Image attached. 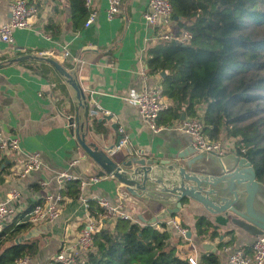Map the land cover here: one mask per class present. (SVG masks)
Returning a JSON list of instances; mask_svg holds the SVG:
<instances>
[{
  "label": "crops",
  "instance_id": "1",
  "mask_svg": "<svg viewBox=\"0 0 264 264\" xmlns=\"http://www.w3.org/2000/svg\"><path fill=\"white\" fill-rule=\"evenodd\" d=\"M28 1L37 9L29 20L30 26L14 30L12 44L0 41V125L4 136L19 140L16 151L0 148V169H4L0 170V202L16 189L20 193V212L25 213L46 194L60 192L65 183L62 174L78 180L98 176L100 167L81 148L76 135L70 133V117L84 125L82 132L87 144L101 148L115 143L122 135L126 142L117 150L119 158L141 150L147 158L170 160L173 154L194 149L185 133L172 129L152 131L137 106L128 100L131 92L153 88L161 81L160 75L149 74L146 68L147 50L155 44L150 40L155 31L143 17L149 0H120L119 13L112 19L107 17L109 0H91L87 9L95 13V19L80 29L73 27L70 0ZM10 2L0 0V25L10 17ZM174 28L181 27L176 22ZM23 56L27 58L18 60ZM44 58L55 60L73 75L84 94L81 105L68 81ZM75 58L81 62L74 61ZM164 101L170 104L166 98ZM88 107L98 111L96 127L105 132L96 130L91 117H84ZM203 111L204 106L199 105L197 117L202 118ZM109 115L110 120L105 118ZM113 123L117 124L116 130L111 127ZM219 140L228 148L225 156L234 153L231 139ZM26 153H38L41 166L23 174ZM204 166L213 172L220 170L216 161L211 160L194 167ZM98 177L97 182L84 190L87 201L122 200L133 221L143 224L139 215L149 220L161 212L162 206L156 199L125 200L119 193L120 183L107 175ZM201 215L219 232L215 240L197 236L195 221ZM91 218L87 205L78 198L62 197L58 218L50 224L31 226L24 235L26 240L38 243L31 264H50L62 247L75 242L81 226ZM168 219L191 232L189 239L184 237L177 244V253L193 256L196 262L202 253L213 252L218 255L219 264L225 263L228 253L223 250L225 246L219 248L218 244L230 239L231 236L224 235L226 231L234 232L232 243L227 245L233 248L251 246L257 236L232 223L231 213L210 214L188 198L182 201L179 212ZM168 219L158 220L154 225ZM168 228L171 242H175L180 235L172 226ZM203 243L213 245L214 250H205L201 247Z\"/></svg>",
  "mask_w": 264,
  "mask_h": 264
},
{
  "label": "trees",
  "instance_id": "2",
  "mask_svg": "<svg viewBox=\"0 0 264 264\" xmlns=\"http://www.w3.org/2000/svg\"><path fill=\"white\" fill-rule=\"evenodd\" d=\"M170 2L173 18L192 37L185 44L162 41L147 50V72L165 74L160 85L170 103L161 111L159 122L168 126L182 114L196 117L198 106L203 105L202 120L208 137L231 139L234 153L250 162L257 181L264 184V0ZM70 6L73 27L80 29L90 13L85 0H70ZM89 109L87 118H92L97 131L105 132L96 127ZM60 193L62 197L78 198L79 180H67ZM87 208L97 224L92 247L79 253L73 263L51 260L50 264H191L188 255L177 253V244L184 237L171 242L164 221L157 226L105 218L103 209L91 200ZM19 217L14 216L0 232V264H15L24 255L32 259L38 251L34 239L17 241L31 227L17 223ZM195 229L200 238L215 240L219 236L216 227L202 215L196 217ZM233 234L226 231L224 235L231 237L218 247L231 244ZM251 246L241 248L250 254ZM197 264H219V257L204 252Z\"/></svg>",
  "mask_w": 264,
  "mask_h": 264
},
{
  "label": "water",
  "instance_id": "3",
  "mask_svg": "<svg viewBox=\"0 0 264 264\" xmlns=\"http://www.w3.org/2000/svg\"><path fill=\"white\" fill-rule=\"evenodd\" d=\"M26 58L23 56L18 60ZM44 60L68 81L81 105L84 94L73 75L55 60ZM160 76L163 78L165 74L161 73ZM87 116L88 109H85L84 117L87 119ZM105 118L110 120L112 115ZM180 119H185V116L182 114ZM68 123L70 133L76 135L81 148L100 167L98 176L107 175L122 185L119 190L122 198L156 199L162 206L161 212L149 220L139 215L142 222L154 225L158 220L174 216L179 212L182 201L188 198L201 204L210 214L231 213L232 223L253 236L264 231V184L257 181L254 169L246 158L235 153L218 156L195 149L173 154L170 160L147 158L141 150L119 158L116 147L120 145L122 135L117 137L115 143L99 148L94 143H86L82 123L74 117H70ZM111 127L116 130L117 124L113 123ZM205 160L216 161L220 170L213 172L209 166L194 167ZM190 237L188 230L185 238ZM24 239L25 236H21L17 241ZM201 247L214 250L213 245L208 243L201 244Z\"/></svg>",
  "mask_w": 264,
  "mask_h": 264
},
{
  "label": "built area",
  "instance_id": "4",
  "mask_svg": "<svg viewBox=\"0 0 264 264\" xmlns=\"http://www.w3.org/2000/svg\"><path fill=\"white\" fill-rule=\"evenodd\" d=\"M91 0H85V5L88 8ZM120 0H109L107 9V17L112 19L119 13ZM10 17L8 21L0 25V41L12 44L14 42L13 32L16 29H25L30 26L29 20L36 14L35 5L29 3L28 0H11L9 5ZM146 24L155 31V35L150 38L155 44L166 41L185 44L192 37L189 30L184 27L174 28L176 21L173 18V7L170 0H149L146 11L143 13ZM95 19V13L90 11L84 25L89 26ZM92 48V46H89ZM19 52H24L23 49H18ZM68 55V52H65ZM76 62H81L80 59H74ZM129 101L134 103L139 111L141 118L146 122L148 127L159 132L163 129H172L189 135L191 145L196 151L212 152L218 156H224L228 148L221 140H213L208 137L204 130V123L200 117H187L183 120H176L171 125H163L159 122L161 111L168 104L164 101L161 85L158 84L153 88L146 89L141 92H131ZM98 111L94 108L89 110L90 116H96ZM126 142L125 139L120 141V145ZM120 145L116 147L118 150ZM0 148L16 151L19 149V140L16 137H6L3 135L0 125ZM41 160L38 153H26L25 165L23 174L29 173L31 170L40 168ZM63 181L76 179L70 174L61 175ZM98 176L91 177L87 180H79L78 199L87 205V200L84 195V190L89 185L97 182ZM62 196L60 192L55 194L48 193L42 200L34 203L28 211L21 213L19 208L20 193L13 189L8 197L0 202V232L6 225L7 219L16 215H21L17 223H28L31 226L40 224L53 223L59 216L60 204ZM97 204L103 209L105 218H124L133 221L132 215L125 209L124 202L118 200L115 203H110L106 199H99ZM135 220V219H134ZM167 226H172L180 236L185 237L187 229L181 227L172 219L164 221ZM97 230V224L94 219H89L80 228L75 242L71 245L62 247L61 250L52 257V261L60 263H73L75 257L81 252H87L93 243V235ZM223 250L228 253L224 264H264V231L257 235L251 246V253H245L242 248H233L231 246L223 247ZM188 261L191 264H197L195 257L190 256ZM15 264H31V259L28 256H22L15 261Z\"/></svg>",
  "mask_w": 264,
  "mask_h": 264
}]
</instances>
